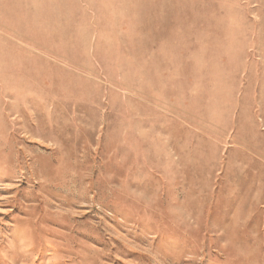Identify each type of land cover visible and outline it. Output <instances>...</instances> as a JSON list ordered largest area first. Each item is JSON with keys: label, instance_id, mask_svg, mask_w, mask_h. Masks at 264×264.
<instances>
[{"label": "rangeland", "instance_id": "1", "mask_svg": "<svg viewBox=\"0 0 264 264\" xmlns=\"http://www.w3.org/2000/svg\"><path fill=\"white\" fill-rule=\"evenodd\" d=\"M0 264H264V0H0Z\"/></svg>", "mask_w": 264, "mask_h": 264}]
</instances>
